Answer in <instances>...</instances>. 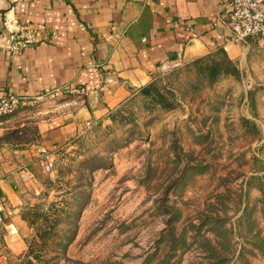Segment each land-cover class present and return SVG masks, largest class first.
<instances>
[{
  "label": "rangeland",
  "instance_id": "obj_1",
  "mask_svg": "<svg viewBox=\"0 0 264 264\" xmlns=\"http://www.w3.org/2000/svg\"><path fill=\"white\" fill-rule=\"evenodd\" d=\"M241 46L240 77L188 62L152 82L173 108L140 91L54 153L29 264H264V41Z\"/></svg>",
  "mask_w": 264,
  "mask_h": 264
},
{
  "label": "crops",
  "instance_id": "obj_2",
  "mask_svg": "<svg viewBox=\"0 0 264 264\" xmlns=\"http://www.w3.org/2000/svg\"><path fill=\"white\" fill-rule=\"evenodd\" d=\"M228 1L0 0V99L31 101L0 118V264H29V189L54 153L157 77L219 49L226 34L215 23ZM10 18L36 28L37 42L13 48ZM77 87L84 93L38 100Z\"/></svg>",
  "mask_w": 264,
  "mask_h": 264
},
{
  "label": "built area",
  "instance_id": "obj_3",
  "mask_svg": "<svg viewBox=\"0 0 264 264\" xmlns=\"http://www.w3.org/2000/svg\"><path fill=\"white\" fill-rule=\"evenodd\" d=\"M221 33H225V42L219 49L228 50L232 45H240L250 39L264 41V1L263 0H229L223 5L222 12L215 23ZM10 37L15 39L13 48L22 49L37 42V30L34 27L21 24L17 19L10 18L6 22ZM189 30H192L191 28ZM213 45L215 43L213 42ZM56 89L39 95L38 100L53 98L63 93H84L83 87L74 89ZM30 99L17 94H7L0 99V118L12 114L20 107L30 103ZM34 102L36 100L34 99ZM50 166L47 165V169ZM4 216L0 211V223Z\"/></svg>",
  "mask_w": 264,
  "mask_h": 264
},
{
  "label": "trees",
  "instance_id": "obj_4",
  "mask_svg": "<svg viewBox=\"0 0 264 264\" xmlns=\"http://www.w3.org/2000/svg\"><path fill=\"white\" fill-rule=\"evenodd\" d=\"M192 66L203 74L209 83L217 82L219 78L224 75L240 77L242 73L236 61L233 60L224 49H218L207 56L196 59L192 63ZM141 92L153 98L156 104L164 108L171 109L174 107L173 101L169 100L166 94L159 90L155 82L141 89ZM243 121L246 125L251 124L255 130H259L258 126L252 123V121L246 118H243Z\"/></svg>",
  "mask_w": 264,
  "mask_h": 264
}]
</instances>
